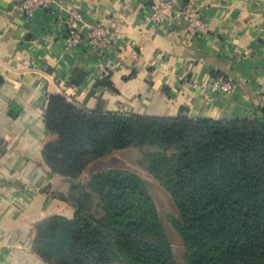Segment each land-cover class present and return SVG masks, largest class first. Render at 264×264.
<instances>
[{"label":"crops","instance_id":"obj_1","mask_svg":"<svg viewBox=\"0 0 264 264\" xmlns=\"http://www.w3.org/2000/svg\"><path fill=\"white\" fill-rule=\"evenodd\" d=\"M57 1L120 36L107 52L73 54L48 29L57 8L27 20L17 0H0V264H48L34 251L36 226L73 214L56 195L68 192V180L43 156L48 94L126 114L264 117V0H177L197 10L202 32L177 15L151 21L153 0ZM211 71L232 89H210Z\"/></svg>","mask_w":264,"mask_h":264},{"label":"trees","instance_id":"obj_2","mask_svg":"<svg viewBox=\"0 0 264 264\" xmlns=\"http://www.w3.org/2000/svg\"><path fill=\"white\" fill-rule=\"evenodd\" d=\"M78 76L69 83L85 74ZM43 117V156L68 180V192L56 195L73 207L70 218L51 215L36 226L34 251L46 263L180 264L136 173L109 168L79 180L88 164L115 151L148 147L146 170L177 209L171 224L184 264H264V117L82 110L58 93L48 94Z\"/></svg>","mask_w":264,"mask_h":264},{"label":"built area","instance_id":"obj_3","mask_svg":"<svg viewBox=\"0 0 264 264\" xmlns=\"http://www.w3.org/2000/svg\"><path fill=\"white\" fill-rule=\"evenodd\" d=\"M17 6L25 19L30 20L38 8L56 9V17L50 23L49 30L65 40L64 46L73 54L83 51L101 53L119 38V33L98 21L88 23L85 13L80 7H65L59 5L57 0H17ZM150 20L162 23L174 15L181 18L185 26L194 32H202L206 22L200 17L192 5H182L177 0H153ZM85 51V53H86ZM208 85L210 89L227 93L232 89V83L220 78H211Z\"/></svg>","mask_w":264,"mask_h":264},{"label":"rangeland","instance_id":"obj_4","mask_svg":"<svg viewBox=\"0 0 264 264\" xmlns=\"http://www.w3.org/2000/svg\"><path fill=\"white\" fill-rule=\"evenodd\" d=\"M58 94L63 95L69 103L77 106L78 108H81L82 110H92L95 108H100L95 107L89 109L86 108L84 105L73 100L64 92ZM148 149V147H129L127 149H123V151H118L116 153L113 152L110 155L101 158L94 164H88L87 168L79 176V180L81 182H85L87 178H89L91 173L106 170L109 168H119L136 173L143 180L148 190V193L155 204L161 222L164 226L165 232L171 243L176 260L180 264H184L183 256L185 249L183 247L181 239L179 238L178 234L175 232L171 224L172 218L177 217V209L170 194L166 191L163 185L159 182L157 178H155L146 170V163L144 160L143 152ZM113 264L125 263L115 262Z\"/></svg>","mask_w":264,"mask_h":264}]
</instances>
